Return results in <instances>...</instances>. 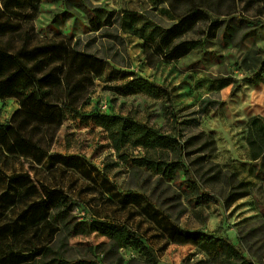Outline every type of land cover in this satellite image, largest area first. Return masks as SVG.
I'll return each instance as SVG.
<instances>
[{"label":"rangeland","instance_id":"obj_1","mask_svg":"<svg viewBox=\"0 0 264 264\" xmlns=\"http://www.w3.org/2000/svg\"><path fill=\"white\" fill-rule=\"evenodd\" d=\"M200 6L207 7V15L200 13L197 23L176 40L196 47L168 61L167 53L156 50L159 35ZM26 15L33 16L31 25L39 39L80 40L81 50L108 62L80 116L67 117L50 150L80 158V167L58 164L48 170L0 149V172L5 178L28 175L36 184L60 189L73 199V228L54 224L57 232L50 245L54 253L69 261L102 264L241 262L228 245L249 264H264V161L253 160L247 141L250 120L264 119V72L261 80L255 77L264 63V4L260 0H39L37 9ZM92 19L101 24L99 31L93 30ZM227 26L234 29L229 28L231 35L224 39L222 30ZM134 78L161 87L171 99L115 90ZM222 83L228 85L221 88ZM208 99L216 104L206 106L204 113L202 102ZM19 109L15 99L0 100V125H8ZM103 113L132 117L185 144V152L130 145L118 152L109 133L96 123L95 115ZM145 158L184 162L198 189L187 188L182 169L167 179L139 166L138 160ZM8 188L0 180V198ZM22 189H26L22 202L0 220V228L27 203L39 199L36 187L26 182ZM232 192L241 197L229 199ZM106 218L128 224L143 236L144 246L114 248L90 227L94 220ZM172 224L211 239L198 246L174 244ZM48 233L43 229L39 245L48 243Z\"/></svg>","mask_w":264,"mask_h":264},{"label":"trees","instance_id":"obj_2","mask_svg":"<svg viewBox=\"0 0 264 264\" xmlns=\"http://www.w3.org/2000/svg\"><path fill=\"white\" fill-rule=\"evenodd\" d=\"M260 1L264 4V0ZM38 3L39 0H0V100L15 99L20 106L8 125H0V149L9 156L24 157L36 165H44L48 170L55 169L58 164L65 168H78L83 164L80 158L52 154L50 150L67 117L80 116L95 80L105 74L108 62L81 50L80 40L65 36L39 39L31 25L33 16L26 15L30 9L36 10ZM207 12V7L191 9L187 15L179 18L177 24L163 29L155 42L156 50L167 53L168 61L188 55L197 44L176 40L197 23L200 13L207 15ZM239 21L244 23V20ZM246 23L255 25L251 21ZM91 24L94 31L101 29V24L93 19ZM229 28L227 26L222 30L224 39L231 35ZM263 72L264 63L255 77L261 80ZM250 83L255 81L250 80ZM227 85L222 83L220 87ZM115 90L124 95L144 93L171 99L166 90L143 78H134L115 87ZM202 103L205 104L202 107L204 113L208 111L209 105L216 104L210 99ZM95 120L109 133L112 146L118 152L129 145L147 150L171 149L185 152V144L171 136L161 135L132 117L103 113L95 115ZM247 141L253 160L264 161V119L254 117L250 120ZM138 165L153 169L167 179H172L182 169L187 177L184 181L187 188L198 189L193 181V173L182 161L169 163L145 158L138 160ZM3 175L0 172V180L7 183L9 188L0 198V220L7 218L8 211L14 210L22 202L21 196L26 192L22 187L26 182L29 187L37 188L39 199L27 203L13 221L7 220L1 226L0 264H102L98 260L69 261L62 254L54 253L50 247L57 232L54 224L61 223L67 228H73L71 214L75 205L68 194L42 183L36 184L28 175L11 178ZM203 196L209 197L208 194ZM236 196L232 192L228 198L237 200L241 197ZM90 227L92 231L108 238L117 250L127 247L140 249L144 246L143 236L120 220L96 219ZM43 229L49 230L48 243L39 245ZM170 235L172 242L178 245L198 246L211 239L203 233H188L175 224L171 225ZM226 247L230 253L242 259L232 264H249L233 247Z\"/></svg>","mask_w":264,"mask_h":264}]
</instances>
